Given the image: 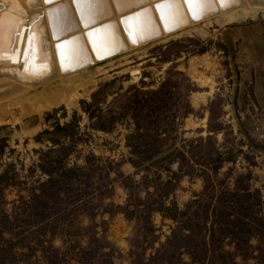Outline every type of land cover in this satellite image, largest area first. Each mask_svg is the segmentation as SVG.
<instances>
[{"label":"rangeland","instance_id":"1","mask_svg":"<svg viewBox=\"0 0 264 264\" xmlns=\"http://www.w3.org/2000/svg\"><path fill=\"white\" fill-rule=\"evenodd\" d=\"M189 31L92 67L70 109L0 111L9 264H144L175 227L155 213L149 229L146 204L248 189L264 215V16Z\"/></svg>","mask_w":264,"mask_h":264},{"label":"bare ground","instance_id":"2","mask_svg":"<svg viewBox=\"0 0 264 264\" xmlns=\"http://www.w3.org/2000/svg\"><path fill=\"white\" fill-rule=\"evenodd\" d=\"M164 2L137 0L135 5L120 11L108 0L105 14L85 28L74 0H54L50 4L37 0L35 5L29 0H0V111L12 105L27 115L43 114L60 105L70 109L76 106L80 90L86 89L92 67L102 61L106 60L103 64L111 66L116 56L126 59L133 51L180 39L190 29H199L205 35L215 27L240 25L264 16V0H224L223 4L214 0L213 10L205 15L198 12L194 20L184 0H175L173 11L178 15L170 17L165 27L156 10V5ZM60 4L64 5L62 10ZM138 14L150 21L151 31L142 33L134 26L135 21L128 19ZM65 17L70 29L61 31ZM88 32H93L94 36L89 37ZM113 34L117 41L114 46L111 44ZM77 39L82 52L79 59L75 56L70 59ZM105 40L108 46L101 47ZM58 44L62 45L59 51ZM130 76L132 82L137 83L139 70L130 71ZM195 79L202 86L211 85V81L201 76ZM3 117L5 114L0 113V124L4 122Z\"/></svg>","mask_w":264,"mask_h":264},{"label":"trees","instance_id":"3","mask_svg":"<svg viewBox=\"0 0 264 264\" xmlns=\"http://www.w3.org/2000/svg\"><path fill=\"white\" fill-rule=\"evenodd\" d=\"M7 176L0 177V231L4 232L11 224L10 216L4 211V192L10 187ZM240 192L226 191L219 195L215 192L207 201L189 204L185 211L178 208L161 210L160 206L146 204L144 214L147 215L143 219L149 222V229L154 230L152 217L155 213L172 220L175 227L167 241L144 264H248L250 260L264 264V215L261 211L256 213L254 203V215L249 217L244 205L245 198H251V195L248 189ZM110 207L118 208L114 204ZM254 241L256 246L252 245ZM10 249L9 253L0 250V264L17 259V254Z\"/></svg>","mask_w":264,"mask_h":264},{"label":"snow or ice","instance_id":"4","mask_svg":"<svg viewBox=\"0 0 264 264\" xmlns=\"http://www.w3.org/2000/svg\"><path fill=\"white\" fill-rule=\"evenodd\" d=\"M45 4L53 3L54 0H43ZM58 2V0H56ZM77 4L78 10H80V17L81 22L84 23V27L87 28L89 23H95L96 19L100 16L105 14L106 5L108 0H74ZM113 3L116 4V7L120 11H124L126 8L135 5L137 0H112ZM223 4L224 0H220ZM31 5H35L37 0H29ZM184 3L187 4L188 11L192 14V18L195 20L197 19L198 12L201 15H205L208 12L213 10V3L214 0H184ZM60 9L62 10L64 5H59ZM175 8V0H165L164 3H159L156 5V10L160 13V20L165 24L167 27L169 23V18H176L178 13H175L173 10ZM49 19L52 17V13H48ZM87 17V19H86ZM129 20H134L136 27H139L142 33L151 31V23L147 21L146 18H143L142 14H138V17H129ZM66 29H70V25L67 22L65 17V22L63 25L60 26V30L64 31ZM89 37L94 36L93 32L86 33ZM131 31L129 32V36L131 38ZM31 40V37L29 38ZM117 43L115 35L113 34L111 44L114 46ZM108 46V41L105 40L101 43V47ZM62 47V45H57V50ZM93 47L96 48V42H93ZM82 49L79 46L78 39L76 41V46L74 50L70 53V59L75 56L76 59H79V55L81 54ZM100 55V52L97 51V56ZM64 66L63 58L61 59V68Z\"/></svg>","mask_w":264,"mask_h":264},{"label":"water","instance_id":"5","mask_svg":"<svg viewBox=\"0 0 264 264\" xmlns=\"http://www.w3.org/2000/svg\"><path fill=\"white\" fill-rule=\"evenodd\" d=\"M244 29V28H243ZM246 29V28H245ZM233 31H235V29H232V30H229V32H233ZM237 32H235V34H236ZM227 35H228V33H226ZM229 36V35H228ZM106 61V60H105ZM105 61H102V62H100L99 64L101 65V64H103ZM249 147H250V149H254L251 145H249ZM168 175V174H167ZM169 176H170V174H169Z\"/></svg>","mask_w":264,"mask_h":264}]
</instances>
